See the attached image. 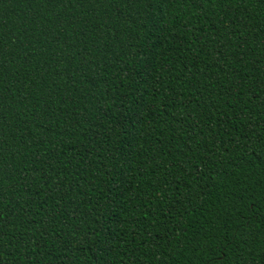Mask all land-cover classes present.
I'll use <instances>...</instances> for the list:
<instances>
[{"label": "trees", "instance_id": "16d2710c", "mask_svg": "<svg viewBox=\"0 0 264 264\" xmlns=\"http://www.w3.org/2000/svg\"><path fill=\"white\" fill-rule=\"evenodd\" d=\"M0 264H264V0H0Z\"/></svg>", "mask_w": 264, "mask_h": 264}]
</instances>
